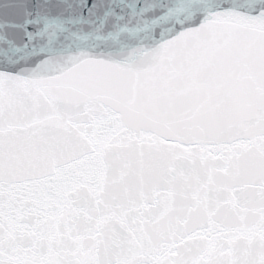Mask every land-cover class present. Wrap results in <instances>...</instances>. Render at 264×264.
I'll use <instances>...</instances> for the list:
<instances>
[{"label": "snow or ice", "instance_id": "snow-or-ice-1", "mask_svg": "<svg viewBox=\"0 0 264 264\" xmlns=\"http://www.w3.org/2000/svg\"><path fill=\"white\" fill-rule=\"evenodd\" d=\"M0 264H264V0H0Z\"/></svg>", "mask_w": 264, "mask_h": 264}]
</instances>
